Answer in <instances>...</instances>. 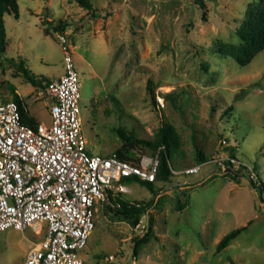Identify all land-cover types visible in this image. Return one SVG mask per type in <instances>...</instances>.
I'll list each match as a JSON object with an SVG mask.
<instances>
[{
    "label": "rangeland",
    "instance_id": "obj_1",
    "mask_svg": "<svg viewBox=\"0 0 264 264\" xmlns=\"http://www.w3.org/2000/svg\"><path fill=\"white\" fill-rule=\"evenodd\" d=\"M15 1L19 18L11 0H0V98L17 94L27 123L50 124L54 100L24 72L59 79L58 34L65 33L90 154L156 156L115 129L156 142L166 119L180 135L170 181L154 182V190L124 181L132 192L118 197L151 202L143 213L97 204L96 227L80 252L86 264H264V194L252 185V178L264 184V50L246 66L220 50L222 43L241 45L249 7L259 0H203L204 7L196 0ZM171 91L175 101L164 97ZM231 146L235 168L224 164ZM198 151L209 161L200 163ZM240 160L259 174L238 172ZM239 227L246 229L216 253ZM45 235L31 227L0 232V264H25Z\"/></svg>",
    "mask_w": 264,
    "mask_h": 264
},
{
    "label": "built area",
    "instance_id": "obj_2",
    "mask_svg": "<svg viewBox=\"0 0 264 264\" xmlns=\"http://www.w3.org/2000/svg\"><path fill=\"white\" fill-rule=\"evenodd\" d=\"M58 40L65 73L43 82V92L54 100L51 123L31 126L18 102L0 98V232L46 229L25 264H86L80 252L96 227L97 204L110 193L132 192L125 178L155 181L159 166L158 155L137 163L87 151L80 77L67 35L59 33Z\"/></svg>",
    "mask_w": 264,
    "mask_h": 264
},
{
    "label": "trees",
    "instance_id": "obj_3",
    "mask_svg": "<svg viewBox=\"0 0 264 264\" xmlns=\"http://www.w3.org/2000/svg\"><path fill=\"white\" fill-rule=\"evenodd\" d=\"M14 5H12V12L14 13L16 18H19V10L17 7V3L15 0H11ZM80 3H83V1L79 0ZM198 4L204 7V1L203 0H196ZM249 17L244 22L243 28L240 32V38L242 40L241 45H226L223 44L220 47V50H222L224 53L230 54L234 57V59L237 61V63L240 66H246L248 65L252 59L261 51L264 50V0H259V2H256L252 4L249 7ZM24 75L26 79L33 84L36 87H41L42 89L45 88L43 82L49 81L45 78H37L34 75L31 74L30 71L26 70L24 72ZM173 97V100L175 101V92L171 91L169 93L164 94V97ZM14 99L16 102L20 104L23 120L27 123L26 115L24 113L21 100L18 98L17 94L14 95ZM4 100H10L8 98ZM174 107L181 111V108L178 106V104L174 103ZM29 124V123H27ZM31 126H34L33 124H29ZM121 138L124 141H127L129 143L136 142L140 145H148L152 149H155L157 152L156 155L159 157V166H158V172L156 174V179L153 182H147L139 180L136 177H130L125 178L123 181L129 180V179H136L143 185L147 186L150 190H154V182L156 181H165L168 182L171 180V177L174 175L173 173V164H172V157L176 153L179 152L180 148V135L175 129V127L166 119L163 121V124L160 128L158 139L156 142H150L145 139L138 138L134 133H125L124 131L120 129H115ZM230 149V156L228 160L224 161V164L228 167L235 168V166L231 163L230 159H238V157L235 155V147L231 146ZM120 159L128 162H139L138 158H134L130 152L127 151H117L115 154ZM197 158L200 163H206L209 161L207 157L203 156V154L198 151ZM211 160V159H210ZM242 164L245 162L241 161ZM240 173H248L249 176L252 175V171L259 174L257 169L250 168L248 166L240 165V169H238ZM176 171V170H174ZM184 171V170H183ZM252 185L255 186L256 189L260 190L261 194H264V184L262 183V180L260 178L254 179L252 178ZM118 194L110 193L109 200L107 202L112 203L116 209L121 213H127V214H141L145 211V209L149 208L151 205V202L149 204L141 206H137L138 203H129L124 202L121 200V198L118 197ZM155 195H158L155 193ZM106 202V203H107ZM183 208V205L180 206ZM246 227H239L236 228L229 233L225 234L223 238L218 242L216 253H220L223 251L232 240H234L237 236H239Z\"/></svg>",
    "mask_w": 264,
    "mask_h": 264
}]
</instances>
